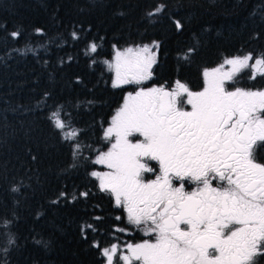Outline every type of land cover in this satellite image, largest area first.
Here are the masks:
<instances>
[{
    "label": "trees",
    "instance_id": "obj_1",
    "mask_svg": "<svg viewBox=\"0 0 264 264\" xmlns=\"http://www.w3.org/2000/svg\"><path fill=\"white\" fill-rule=\"evenodd\" d=\"M150 45L146 85L200 90L205 69L264 53V0H0V264H103L122 216L92 172L132 89L113 87L110 60ZM251 74L239 86L264 90Z\"/></svg>",
    "mask_w": 264,
    "mask_h": 264
},
{
    "label": "snow or ice",
    "instance_id": "obj_2",
    "mask_svg": "<svg viewBox=\"0 0 264 264\" xmlns=\"http://www.w3.org/2000/svg\"><path fill=\"white\" fill-rule=\"evenodd\" d=\"M149 51L117 52L109 65L113 87L151 79L155 57L140 54ZM250 60L251 54L237 56L205 69L202 90L177 81L171 91L161 86L128 93L106 130L110 147L94 161L109 171L92 176L152 240L129 244L123 256L115 245L104 249L107 264H258L264 256V162L253 153L256 141H264V90L242 88L235 79ZM252 68L250 79L264 76V53ZM55 127L65 125L57 119ZM186 183L195 188L185 191Z\"/></svg>",
    "mask_w": 264,
    "mask_h": 264
},
{
    "label": "flooded vegetation",
    "instance_id": "obj_3",
    "mask_svg": "<svg viewBox=\"0 0 264 264\" xmlns=\"http://www.w3.org/2000/svg\"><path fill=\"white\" fill-rule=\"evenodd\" d=\"M168 91H170V88L168 89ZM254 145H253V149L255 147ZM151 163H155V162H151ZM145 176L151 177L152 174L146 173ZM174 183H176V182L174 181ZM194 188H195L194 184L189 185L186 183L185 191H190ZM113 198H114V196H113ZM114 201H115V198H114ZM118 207H119L118 209H120V211H121L122 222L118 225V228H117V233L119 234L118 240L116 242H113L112 244H110V246L113 244L116 245L117 249H118L117 255L121 256L122 251L126 253V251H127L126 246L127 245H129V244L135 245L138 243H143L144 240H152V237L144 234V231H143V229L145 228L144 224H141L139 227H137L134 224H130L127 220L126 209H124L122 206H118ZM181 228H186V225H181ZM110 246H108L104 249L110 248ZM103 250H102V252H103ZM120 264H123V261H120Z\"/></svg>",
    "mask_w": 264,
    "mask_h": 264
},
{
    "label": "rangeland",
    "instance_id": "obj_4",
    "mask_svg": "<svg viewBox=\"0 0 264 264\" xmlns=\"http://www.w3.org/2000/svg\"><path fill=\"white\" fill-rule=\"evenodd\" d=\"M144 47H145V46H141V47H130V48L133 49V54H132V55L134 56L135 54L138 53V50H142ZM147 47L150 49L149 53L144 54V53L141 52L140 54H142V55H154V57H155V61H156L155 47H154L153 45H150V46H147ZM126 49H128V48H123V49H119V50H117V51L114 53L112 59L110 60V64H111V65H115V63H116V53H117V52H120V53L123 54V53L125 52ZM244 56H245V55H243V56H239V57H244ZM131 58H132V57H129V59H131ZM233 58H235V57H233ZM255 58H258V57H253V60H250V61H249V68H246V69H251V70L253 71L252 65L254 64ZM124 59H125V57L122 55L121 60L123 61ZM222 63H223V61H221V63H219V64L216 65L215 67L209 68L208 70H211V69H213V68L219 67V66H221ZM152 68H153V67H152ZM230 68H231L230 65H227V64H224V65H223V69H224V71H229ZM112 69H113V71H114V75H115V78H116L115 68L113 67ZM146 82H147V81L143 82L141 85H135V84H121V85H129V86H131L132 89H131L129 92H132L133 94H135V91H136V90H139V88H141V87H144V88L153 87V86H148V85H146ZM227 83H228V82L226 81V84H227ZM175 85H176V83L173 84V85L170 87V91L173 90V89L175 88ZM200 90H202V89H200ZM167 91H168V90H167ZM129 92H128V93H129ZM128 93L126 94V96L128 95ZM126 96H125V98H126ZM185 97H186V94H184V96L181 97V98H185ZM125 98H124V99H125ZM123 102H124V100H123ZM123 102H122V104H123ZM122 104H121L120 106H122ZM190 107H191L190 105L187 106V110H190ZM119 108H120V107H119ZM119 108H118V109H119ZM118 109H117V110H118ZM117 110H116L115 113L113 114V116H112V118H111V120H110V123H109L108 126L105 128V130H104V136H105V133H106L107 128H109V127L112 126L111 122H112V119H113V117L115 116ZM141 139H142V138H141ZM113 142H114V137H113ZM256 142H261V141H260V140H257ZM108 171H109V169L106 167V165L98 164V169H97L95 172L104 173V172H108ZM95 178H96V177H95ZM96 179H97V178H96ZM97 180H98V179H97ZM98 182H99V185H100V181H99V180H98ZM114 198H115V197H114ZM113 245H114V244H113ZM113 245H111L110 248H107V249H111V247H112ZM115 246H116V245H115ZM127 246H128V245H127ZM127 246H126V248H127ZM127 254H128L127 251H126V253L123 252V251L121 252V256H123V255H127ZM103 259H104L103 264H107V258L104 256Z\"/></svg>",
    "mask_w": 264,
    "mask_h": 264
}]
</instances>
